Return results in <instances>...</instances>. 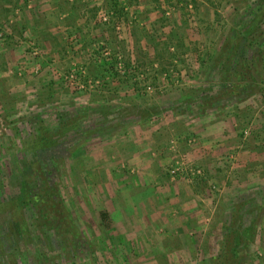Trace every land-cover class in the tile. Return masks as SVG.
Wrapping results in <instances>:
<instances>
[{"label": "rangeland", "instance_id": "rangeland-1", "mask_svg": "<svg viewBox=\"0 0 264 264\" xmlns=\"http://www.w3.org/2000/svg\"><path fill=\"white\" fill-rule=\"evenodd\" d=\"M156 1L159 16L149 19L142 0H0V262L210 264L222 230L234 223L247 239L236 249L264 264V202L255 206L251 192L234 208L213 209L210 198L222 200L226 190L222 172H239L240 161L230 152L225 162V154L219 178H211L210 159L194 156L188 126L180 140L160 133L171 157L162 179L199 186L203 201L195 212L162 214L178 226L149 238L132 226L147 221L145 180L129 161L131 147L114 142L127 139L137 115L144 121L137 124L178 129L194 109L224 105L240 111L234 135L245 143L256 133L264 145V0ZM233 62L229 81L241 79L247 90L227 104L214 101ZM80 69L83 88L66 79ZM77 115L76 128L63 131L61 119ZM48 130L54 143L31 150ZM43 182L57 203L47 199L46 217L42 204L27 203Z\"/></svg>", "mask_w": 264, "mask_h": 264}, {"label": "crops", "instance_id": "crops-1", "mask_svg": "<svg viewBox=\"0 0 264 264\" xmlns=\"http://www.w3.org/2000/svg\"><path fill=\"white\" fill-rule=\"evenodd\" d=\"M156 2V0H142L143 6L141 7L144 8L143 14L148 16L146 17L144 15L146 18L150 19L151 15L153 14L155 17L159 16L157 12L158 5ZM146 18L143 19L145 20ZM144 48L145 47L142 44H139V49L137 50ZM211 83L214 85L213 91H216L218 87L216 85V81ZM199 84L201 83H198L197 85ZM100 98L102 97L100 96ZM221 106V108L215 109L216 111L211 108L207 112L203 111V113L202 109L200 110V108H196L197 110L194 109V112H192L191 115L190 123L186 126L181 125L178 127V129L168 127L166 124L168 122H164L165 124L158 123L154 125L137 124V122L143 121V118H140V115H137V118L134 120L135 124L129 125L126 128L127 136L124 139H127L123 142V136H118V141L114 142L117 144L127 143L124 145L129 148L131 147L133 152L132 156L129 158V161H132L131 163L135 164L138 174L142 175L143 180H145L142 200L147 206L144 207L147 221H143L142 224H140L141 222L138 223L133 221L134 224H132V226L140 229V233L143 236L149 238V236L153 234L157 235L158 229L163 226H166V228H172L173 226L177 227L179 223H172L166 219L163 220L162 214L168 210L172 211L174 209H179L180 211L186 212H195L198 209L197 206L199 202L203 201L202 196H204L199 186L189 184L184 185L185 183L178 182H166L165 184V180L163 182L162 177L168 176L166 174V167L164 165L170 162L171 159L168 152L166 151L167 149L164 150L165 147L162 148L164 143L158 140L160 133L163 130L169 133L174 132L175 135L178 136V140H180L182 135L185 134L187 126L188 128L191 127V132L196 136L195 142L193 141L191 146L193 147L192 149L194 156L198 157L204 155V157H207L205 155H208L207 158L210 159L211 165H208L207 169L212 176L211 178L213 179L219 178L217 175L220 174L219 170L221 169V163L224 162V160L220 162V158L224 157L226 154L225 162H227V154L230 152H236V158H239L240 161V166L238 167L242 169L239 172H222V176L225 175L224 179H226V184H223V187H226V190L224 191L222 200L216 199L215 201L214 197L210 198L209 201L212 207H214L213 209L218 208H215V206H218V204H221L223 210H229L232 207L234 208L238 204H241L242 201H245L243 197H247L251 192H253V194L250 195V197H252V201L255 206H259L264 202L263 199L262 201L258 198L259 196H264V145H262V142L256 137V133L254 141L242 143L243 141L241 142L239 137L234 135L235 132L237 133V130L234 131V129L236 126H238L237 116L241 115L239 113L240 111L235 113L236 111L230 109L228 106ZM218 114L221 115L219 116ZM182 118L183 116L180 117V119ZM169 121L173 120L170 119ZM165 127L167 128L163 129ZM122 128V126L118 127L120 131ZM113 138H117V135H114ZM178 143H180L178 145L179 148H183L185 146L183 145V141H178ZM229 157H231V155ZM245 165H254L253 170L250 171L249 167H245ZM151 181L155 182L151 184ZM156 183H160L162 185L157 186L154 189L152 186H154ZM144 190H148L149 193L146 194ZM247 193L248 195H246ZM154 197L156 199L152 200L151 198ZM135 210L137 211V208ZM167 234L171 233L167 231L165 233L166 237L168 236ZM159 236L161 237L162 235L159 234ZM165 236L164 238H166ZM155 248L156 251L160 252H164L166 250L163 244H157Z\"/></svg>", "mask_w": 264, "mask_h": 264}, {"label": "trees", "instance_id": "trees-1", "mask_svg": "<svg viewBox=\"0 0 264 264\" xmlns=\"http://www.w3.org/2000/svg\"><path fill=\"white\" fill-rule=\"evenodd\" d=\"M114 5H116L118 7V11L121 10V6L117 5L116 3H114ZM120 12V11H119ZM239 32L236 33V35H238ZM237 37V36H236ZM233 65V67L231 66V71L226 70L222 76L219 78L220 81L222 82V85L220 86V91L217 92V95H215L214 97V101H219V102H223L224 101L225 104H227V102H229L228 99L231 100V98H233L234 96H238L243 94V92H245L247 90V83H241V79H238V81H229L231 78H233L234 76V71L236 68V62L231 63ZM233 71V73H232ZM233 74V75H232ZM237 78V77H236ZM235 79V76L234 78ZM229 82L230 85L225 86V82ZM209 102V101H207ZM215 103L218 102H214L213 105H216ZM78 119H81L80 115L76 116V119H66L63 121V119H61V123L62 126L63 124L67 123L66 126L62 127L63 131L68 130L69 127L71 128H76V125H78ZM69 126V127H67ZM44 133V132H43ZM46 135H42L40 137H38L39 139H37L36 141H34L33 146L30 147L31 150H38V149H44L47 148L48 145H51L54 143L52 139V133L48 131L45 132ZM36 177L34 178V181L36 182ZM31 184H28V186ZM38 186V185H36ZM38 191L35 190V193L32 194L33 197L32 198H28L27 199V203H34L35 205L38 204V207L42 204L43 206L39 208L40 211V215L41 217H46V214H44V208L48 206V200L52 198L53 200V191L54 189L51 188L48 184H45V182H43L42 187H38ZM44 188V189H43ZM40 190L43 192L41 193ZM54 204H57L55 200H53ZM5 203H1L0 204V211L4 208H2V206ZM59 204V203H58ZM47 205V206H46ZM103 214V213H102ZM235 222V220H234ZM232 225H235L234 223H232ZM229 226V230L227 232H224L222 230L221 235H220V245H221V249L220 251H218L216 254L211 255L210 257V264H252L251 260L249 259V257L247 256V253H245L243 250H237L236 249V245L238 243L247 241L246 237L244 235H241L239 230H236V228L234 226ZM223 229V228H222ZM238 229V228H237ZM1 262L0 264H4V262L6 264H12V261L9 260L7 257L4 256L1 258ZM14 263V261H13Z\"/></svg>", "mask_w": 264, "mask_h": 264}, {"label": "built area", "instance_id": "built-area-1", "mask_svg": "<svg viewBox=\"0 0 264 264\" xmlns=\"http://www.w3.org/2000/svg\"><path fill=\"white\" fill-rule=\"evenodd\" d=\"M168 13V11L166 12V14ZM104 16V15H103ZM102 16V17H103ZM103 20H106V17H103ZM116 27L118 28V29H120L121 28V24H116ZM81 70V69H80ZM72 71H74V70H72ZM78 73H81L80 75H77V73H70V74H68L67 76H66V79H67V82L69 83V84H75V85H77V86H79L80 88H83L84 87V85L83 84H81V83H79V82H76V80H79L78 78H82V74L84 73V70H81L80 72H78ZM84 75V74H83Z\"/></svg>", "mask_w": 264, "mask_h": 264}]
</instances>
